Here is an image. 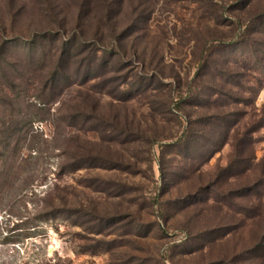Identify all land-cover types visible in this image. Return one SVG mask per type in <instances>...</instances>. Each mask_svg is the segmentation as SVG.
Returning a JSON list of instances; mask_svg holds the SVG:
<instances>
[{
    "label": "rangeland",
    "instance_id": "1",
    "mask_svg": "<svg viewBox=\"0 0 264 264\" xmlns=\"http://www.w3.org/2000/svg\"><path fill=\"white\" fill-rule=\"evenodd\" d=\"M0 264H264V0H0Z\"/></svg>",
    "mask_w": 264,
    "mask_h": 264
},
{
    "label": "trees",
    "instance_id": "2",
    "mask_svg": "<svg viewBox=\"0 0 264 264\" xmlns=\"http://www.w3.org/2000/svg\"><path fill=\"white\" fill-rule=\"evenodd\" d=\"M83 37L82 36H80V35H78V36H76V41H77V43H81L82 44V46L80 47V48H77V47H70V49H67V52H66V49H65V53H64V55L65 54H68V53H70V55H73L74 54V52H78V54H77V56H81L80 54H82V53H84L83 51H82V49H87L88 47H89V51L90 52H92L93 53V56H92V59H94L95 61H99L100 60V57H99V55H100V53H103V50L104 49H102L101 48V46L103 47V48H106V46H104V45H100L99 46V41L98 40H93V41H90V43H85V42H87V41H85V42H83V39H82ZM74 39V38H73ZM73 41V43L75 42V40H72ZM89 42V41H88ZM82 48V49H81ZM84 51H86V50H84ZM105 52H109V50H105ZM85 65V64H84Z\"/></svg>",
    "mask_w": 264,
    "mask_h": 264
}]
</instances>
